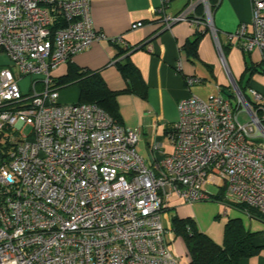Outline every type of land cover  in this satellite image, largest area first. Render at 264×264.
<instances>
[{"label":"built area","instance_id":"2783aa9c","mask_svg":"<svg viewBox=\"0 0 264 264\" xmlns=\"http://www.w3.org/2000/svg\"><path fill=\"white\" fill-rule=\"evenodd\" d=\"M200 3L164 16L166 27L199 23L190 15ZM250 4V28L227 38L257 51L264 71V0ZM203 6L202 25L214 30ZM102 38L129 47L94 28L90 0H0V52L11 63L0 65V264H178L163 213L173 197L209 199L210 176L225 201L264 215V95L232 80V95L218 87L207 100L181 99L173 151L150 167L135 150L138 127L95 103L59 101L52 70ZM25 76H35L28 92Z\"/></svg>","mask_w":264,"mask_h":264},{"label":"crops","instance_id":"0c3cea01","mask_svg":"<svg viewBox=\"0 0 264 264\" xmlns=\"http://www.w3.org/2000/svg\"><path fill=\"white\" fill-rule=\"evenodd\" d=\"M190 1L90 0L94 28L106 37L122 35L129 46H136L127 55L139 70L145 87L142 91L119 92L116 99L122 124L140 129L142 134L135 150L150 167H159L160 161L173 151L172 125L178 119L177 106L181 99L189 95L203 99L215 89L217 92L218 87L223 88L222 92H227L229 85L224 70L232 79L230 69L235 72L239 68L240 58L239 51L229 43L227 34L235 31L240 23H245L248 28L251 26L250 0H218L211 14L214 30L202 25L204 19L200 14L190 15V18L200 20L199 23L184 20L166 27L164 16H174L182 12ZM137 21H141L142 25L131 29V24ZM197 29L202 31L196 44V55L193 56L187 53L184 45L194 38ZM141 45L143 47H138ZM123 48V45L102 38L74 55L71 63L85 70L98 71L111 90L120 91L126 87V81L116 62L124 61L125 56L119 54ZM242 56H245L244 53ZM63 64L66 69L58 76L64 75L68 63L58 65L52 74ZM189 76L202 77L205 81L188 85L185 79ZM254 76L256 81L258 75ZM74 86L78 93V87ZM75 99L71 94H59V101L62 100L60 102H76ZM217 182L215 176H210L209 183L205 185V190L210 194L209 199L219 202L212 206V212L199 202L184 203L173 197L163 213L164 224L169 223L172 228L173 215L179 218L189 217L201 232L220 243L207 229L211 219L216 217L219 211L226 214L227 219L239 217V214L233 211L232 206L214 197L219 190ZM209 186L216 189L209 190ZM241 220L244 223L245 219ZM245 223L253 230L251 217L246 218ZM173 234L175 253L180 262H185V243L180 236L175 235L174 230ZM242 264H264V254L261 253L255 261L246 259Z\"/></svg>","mask_w":264,"mask_h":264},{"label":"trees","instance_id":"16d2710c","mask_svg":"<svg viewBox=\"0 0 264 264\" xmlns=\"http://www.w3.org/2000/svg\"><path fill=\"white\" fill-rule=\"evenodd\" d=\"M208 4L210 13L212 14L213 9L218 4V0H208ZM194 14H200L202 16L200 4L197 5ZM201 31L197 29L194 38L184 45L188 54L196 55L195 48ZM133 47H124L119 52V54L125 56L124 61L116 62L118 69L126 81V87L120 91L111 90L98 71L79 68L73 65L71 61L67 62V71L60 77V80L56 84L59 86V89L67 85H76L79 93L78 102L95 103L114 120L122 124L116 99L117 95L119 92L142 91L145 87L139 70L129 60L127 55ZM248 69H251L250 76L256 71H261L260 65L253 63L249 66L247 60H245L243 74ZM247 99L249 100L248 96ZM214 197L241 210L251 218L264 220V215L255 208L225 201L222 189H219ZM171 225L175 235L180 236L186 246L185 262L178 264H242V261L256 256L264 249V232L250 230L239 217L228 218L225 222L222 243L215 242L207 234L201 232L193 219L189 217L179 218L173 215Z\"/></svg>","mask_w":264,"mask_h":264},{"label":"rangeland","instance_id":"374dc122","mask_svg":"<svg viewBox=\"0 0 264 264\" xmlns=\"http://www.w3.org/2000/svg\"><path fill=\"white\" fill-rule=\"evenodd\" d=\"M208 0H201V8H202V11L204 9V2L206 3V5H208ZM204 13V12H203ZM206 14V13H205ZM233 47H235L234 49H237V51H239L240 53V58H239V68H237V70L234 72L232 69H230V74L232 76V79L229 77L228 73L224 70V73H225V76H226V79H227V82H228V88L226 89V91L232 95V92L234 91V88H233V85H232V80H235L238 84V86L242 89L243 92H245L248 96H250L247 92V90L249 88H253L255 90H257L258 92H260L262 95H264V71H260L259 73L258 72H254V75L257 74L258 75V79L255 81L254 78L255 76L252 74L251 77H250V74H251V69H248L246 70V73L243 74V71L245 69V60H247L248 62V65L251 66L253 63H256V62H259L260 61V55L257 51H253L251 52L250 54H246L243 52L242 49H240L238 46H235L233 45ZM242 53H244L245 56L243 57L242 56ZM10 60L8 58V56L5 54V53H2L0 52V65H5V66H10ZM63 69H66V65L63 64L61 65V67H59L58 69H56L54 71V74H52V77H53V80L56 82H58V80H60V77L61 76H58V74L60 72H63ZM35 76H25V77H22L19 79V84H20V87H21V90L23 92H28L29 88H30V83H31V80L34 78ZM241 78L243 80H241ZM59 94L63 95V93H67V94H71L73 96V98L75 100H77L78 98V95L79 93H77L76 91V88L74 85H67V86H64V87H61L59 90H58ZM214 93L216 92V89L213 91ZM212 92V94H214ZM224 94V92H223ZM231 100L233 101V103L235 102V98L230 96ZM208 99V94L205 98H203V100H207ZM251 100V99H250ZM62 101V100H60ZM73 101H69V102H63V103H71ZM75 102V101H74ZM209 190H214L216 189V187L214 186H209L208 187ZM196 202H199L202 206L204 207H207L208 211L212 212V207L213 205H216L217 202L216 201H213V200H199V201H196ZM219 203V202H218ZM233 211L235 213H238L239 214V217L240 218H243L246 220L249 219V216L242 212L241 210L237 209V208H232ZM245 220H244V223H245ZM251 220L253 221L254 223V227H252V231H257V230H261V231H264V220H259V219H256V218H251ZM227 221V215L226 214H223L222 211H219V213L217 214L216 217L212 218L209 225H208V230L209 232L211 233V236L217 240H219L220 243L223 242V229H224V224L225 222ZM245 226L247 228H249V225L248 223L246 224L245 223ZM257 227L258 229L257 230H254V228ZM177 240H180L177 238ZM178 243V242H177ZM261 253L264 254V249H262L260 251L259 254H257L256 256L254 257H251L249 259H251L252 261H255V258H258L261 256Z\"/></svg>","mask_w":264,"mask_h":264},{"label":"water","instance_id":"95a60500","mask_svg":"<svg viewBox=\"0 0 264 264\" xmlns=\"http://www.w3.org/2000/svg\"><path fill=\"white\" fill-rule=\"evenodd\" d=\"M225 93V95H229V93L228 92H224Z\"/></svg>","mask_w":264,"mask_h":264}]
</instances>
